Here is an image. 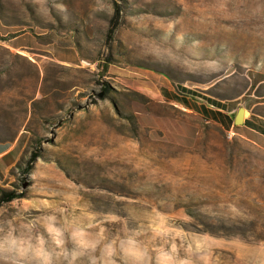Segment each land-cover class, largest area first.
Wrapping results in <instances>:
<instances>
[{
    "label": "rangeland",
    "instance_id": "1",
    "mask_svg": "<svg viewBox=\"0 0 264 264\" xmlns=\"http://www.w3.org/2000/svg\"><path fill=\"white\" fill-rule=\"evenodd\" d=\"M252 76L264 0H0V229L54 213L73 264H264V150L199 114Z\"/></svg>",
    "mask_w": 264,
    "mask_h": 264
},
{
    "label": "clouds",
    "instance_id": "2",
    "mask_svg": "<svg viewBox=\"0 0 264 264\" xmlns=\"http://www.w3.org/2000/svg\"><path fill=\"white\" fill-rule=\"evenodd\" d=\"M82 234L83 229L72 233L78 245L81 242L76 237ZM65 238L66 229L54 213L5 227L0 229V264H73L83 253L66 250Z\"/></svg>",
    "mask_w": 264,
    "mask_h": 264
},
{
    "label": "crops",
    "instance_id": "3",
    "mask_svg": "<svg viewBox=\"0 0 264 264\" xmlns=\"http://www.w3.org/2000/svg\"><path fill=\"white\" fill-rule=\"evenodd\" d=\"M248 90L252 89L249 94H242L240 97L235 98L223 104L222 110L217 108L216 111L208 112V108H200V115L209 122L218 123L220 127H227V131H231L234 135H238L241 138L247 139L253 145L264 150V116L258 113H253L252 108H259L264 106V103H251V98L254 99L262 98L255 96V91H257L260 85L264 84V79H257L252 76V80H249ZM247 109V106H250ZM199 106V104L197 103ZM239 108H243L244 113V123L238 127L234 126V116ZM264 108V107H263ZM194 110V109H191ZM195 111V110H194ZM202 112V113H201ZM224 125V126H223Z\"/></svg>",
    "mask_w": 264,
    "mask_h": 264
},
{
    "label": "trees",
    "instance_id": "4",
    "mask_svg": "<svg viewBox=\"0 0 264 264\" xmlns=\"http://www.w3.org/2000/svg\"><path fill=\"white\" fill-rule=\"evenodd\" d=\"M113 11H114V15L112 19L110 20L108 33L106 36V38L109 41L113 39L117 29L120 26L121 13H120V7L116 2L113 4ZM107 94H108L107 88L103 87L102 88V98L107 97ZM38 157H39V152L30 154V157L25 161V166L22 168V171H21L22 175L30 174V171H32L33 169V164ZM22 197H23L22 193H18L15 190L0 187V207L9 202H13L15 200L21 199Z\"/></svg>",
    "mask_w": 264,
    "mask_h": 264
},
{
    "label": "water",
    "instance_id": "5",
    "mask_svg": "<svg viewBox=\"0 0 264 264\" xmlns=\"http://www.w3.org/2000/svg\"><path fill=\"white\" fill-rule=\"evenodd\" d=\"M244 109L239 108L234 116V126L238 127L244 123Z\"/></svg>",
    "mask_w": 264,
    "mask_h": 264
},
{
    "label": "built area",
    "instance_id": "6",
    "mask_svg": "<svg viewBox=\"0 0 264 264\" xmlns=\"http://www.w3.org/2000/svg\"><path fill=\"white\" fill-rule=\"evenodd\" d=\"M184 110L186 111V112H189V113H191V109H189V108H184ZM226 134H227V136L229 137V138H231L232 136H234V134L231 132V131H226Z\"/></svg>",
    "mask_w": 264,
    "mask_h": 264
}]
</instances>
